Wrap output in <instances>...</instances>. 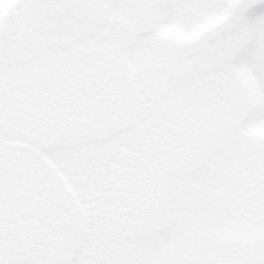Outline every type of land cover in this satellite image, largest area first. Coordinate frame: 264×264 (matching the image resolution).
Returning <instances> with one entry per match:
<instances>
[{"label":"snow or ice","instance_id":"1","mask_svg":"<svg viewBox=\"0 0 264 264\" xmlns=\"http://www.w3.org/2000/svg\"><path fill=\"white\" fill-rule=\"evenodd\" d=\"M0 264H264V0H0Z\"/></svg>","mask_w":264,"mask_h":264}]
</instances>
